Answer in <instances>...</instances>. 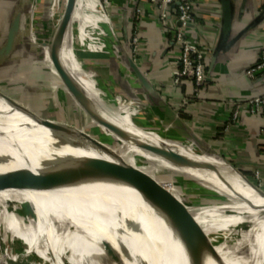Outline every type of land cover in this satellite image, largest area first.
Instances as JSON below:
<instances>
[{"label": "crops", "instance_id": "1", "mask_svg": "<svg viewBox=\"0 0 264 264\" xmlns=\"http://www.w3.org/2000/svg\"><path fill=\"white\" fill-rule=\"evenodd\" d=\"M190 1L195 25L186 31V36L205 52L206 80L201 86L186 78L179 84L173 81L180 50L174 38L177 20L172 8L169 17L161 21L156 6L148 0H74L68 24L57 43L58 60L85 95L94 116L116 127L123 137L90 117L64 87L49 58L48 46L35 41L30 28L35 16L32 7L21 0H0V72L29 66L27 77L45 82L48 92L43 96L53 88L65 94L89 123L110 138L102 135L97 140L110 146L107 149L114 157L130 165L137 157L142 158L147 164L134 167L156 181L168 182L180 176L204 196L224 197L225 201L216 198L219 208L242 199L236 189L246 187L252 198L259 194L247 180L264 192V115L251 114L246 106L252 97L264 95V72L252 77L246 72L264 50V0ZM65 4L63 0L59 17ZM15 20L16 30L12 27ZM9 32L14 34L13 42L11 52L5 54ZM133 36L138 38L135 55L131 54ZM33 48L42 58L34 56ZM45 69L55 76L53 82H47ZM54 95L55 99L57 92ZM236 105L241 110L232 120ZM147 139L161 143L162 146L155 145L160 150L143 143ZM62 148L76 169L84 173L82 177L91 193L88 178L100 182L98 174L82 160L73 142L62 143ZM162 149L184 161L167 157ZM123 185L119 184V189L124 203L128 187ZM172 191L194 220L204 224L209 219L223 218L222 212H208L205 208L192 213L177 188ZM231 191L235 197H228ZM227 210L235 215L233 210ZM203 234L208 237L204 230Z\"/></svg>", "mask_w": 264, "mask_h": 264}, {"label": "rangeland", "instance_id": "2", "mask_svg": "<svg viewBox=\"0 0 264 264\" xmlns=\"http://www.w3.org/2000/svg\"><path fill=\"white\" fill-rule=\"evenodd\" d=\"M21 1L22 3L27 4L29 8L32 7L33 15H35L33 20L31 19L30 28L34 32L36 43L41 44V42H45L48 44L52 38L53 30L56 27V21L60 18L59 16L61 14V5L63 0ZM31 51L35 52L34 56L37 58H42V56H37V48H33ZM31 67L32 66H30V68ZM9 69L12 70V68ZM28 70L29 66H25L21 67L19 70L15 68V70H12L13 72H0V92L13 99V103L15 104L30 106L33 112L36 114H41L47 118L50 116L51 119L84 129V131L88 132L93 138L100 140L99 137L103 135L102 130H99L94 124L89 123L85 114L82 113L72 103V101L65 96V94H63L57 88L56 90L53 88L52 90H49V95L47 94L48 96L44 97V92H48L46 88H44L45 82L37 81L36 77H33V80L32 78H28L26 75ZM44 72L47 75V82H53V77L55 76L50 71L48 72V69H45ZM56 92L57 95L54 99V94ZM7 103V101L0 98V107L5 106ZM13 129L16 132H20L21 130L17 128ZM27 133L29 134L28 137H30L31 140H34V146L45 160L48 169H50V165L45 157L44 148L40 142V139L28 131ZM103 136L105 137L106 135ZM109 139L110 138L108 137L107 140ZM112 144L113 146L115 145L114 143ZM131 163L133 164H131L132 166L138 165L141 167L147 164L146 161L138 157L136 158V161L132 160ZM157 182L167 183V181ZM168 182L172 184V189L170 192L173 193V188H177V190L181 193L183 201L186 202L190 208H192V213H194V209L205 208L208 212L220 211L223 214L222 219H218L216 221L209 219L204 221V224H202L203 222H198L197 218H195L196 222L203 228L204 232L210 238L209 244L211 245L212 250L219 254L220 258L212 259L209 255H206L203 261L197 260L190 263L214 264L215 262L220 261L225 263L226 260L235 255V261L238 263L264 264V242H262L264 241V222L261 221L258 228L256 229L257 232L255 234L256 227L254 225V217L258 214V212L250 214L249 205L250 203H254V200L255 198L257 199V197L252 198V195L247 193V190L245 189L246 187L242 190H235L238 192L240 197H242V199L239 197L241 199L239 200L240 202L238 201L236 203L231 200L232 204L230 203L218 208L217 205H219V201L217 203L216 198L221 201H225L224 197H212L208 194H205L204 196L202 193H199L195 186H190L187 180L181 178L180 176L172 177ZM16 185L17 184L15 183L8 184L6 185V188H1L0 191L12 189L23 190L22 188L19 189V187ZM88 185L91 187V195L94 200H98V198L104 196L100 192L101 183L98 182L97 179H89ZM123 186L128 187L127 194L125 195L127 200L122 203V207L116 212V216H118V218L116 217L114 220L111 219L112 227H122L124 230L139 232L143 235L148 234V236L155 237V239H157L163 245L169 247L170 255L175 254L174 256L180 257V259L189 262L182 243L166 224L164 218L159 213L155 212L143 200V198L140 197L141 195L134 188L128 185ZM252 190L254 191V189ZM231 192L230 194L228 193V197H235V194ZM6 193V195L3 194L2 198H0V217H2V214L5 215L11 213V218L16 221L15 227L21 234L29 237H46L47 241L45 242L44 247L41 248L30 242L23 241L19 237L12 238L11 229L6 225H2L0 222V264H69L67 258L70 253L66 249L67 240L62 236V228L60 223L58 221H51V228L42 226V236L41 232L37 233L39 226L37 222L38 217L36 215L35 206L28 201L26 202L17 199L13 191H8ZM256 195L259 194L256 193ZM4 204L5 206H3ZM105 205L107 204L105 203ZM98 207L99 210H102L101 212L105 216L111 218V214L108 211V206H106L107 208L101 206ZM226 209L233 210L235 215H231L233 212H230L229 210L225 211ZM49 211L51 216L56 212V210L50 209ZM47 213V210H44L43 214L41 215V222L45 223V219H48L46 216ZM3 234L7 237H5L6 239L2 240ZM252 234L254 236H252ZM48 241L50 242L49 244ZM28 247L39 254V257L45 261L41 260L38 255L32 251L28 252ZM237 253L238 257H236ZM160 261V264H179L177 262H171L165 258L160 259Z\"/></svg>", "mask_w": 264, "mask_h": 264}, {"label": "bare ground", "instance_id": "3", "mask_svg": "<svg viewBox=\"0 0 264 264\" xmlns=\"http://www.w3.org/2000/svg\"><path fill=\"white\" fill-rule=\"evenodd\" d=\"M28 112L33 111L19 104L16 106L7 103L5 106L0 107V186L6 184V179L12 178L18 183L20 188L22 187L23 189L0 191V198H2L3 194L6 195V192L13 191L17 199L26 202L28 201L34 205L39 226L37 233L41 232L42 236V226L51 228L50 222L58 221L62 228V236L67 240L66 249L70 253L67 258L69 264H113V249H116V241L119 238L126 243L128 250L127 257L123 259V264H160V259L163 258L179 264H193L180 259V257L174 256L175 254L170 255L169 247L163 245L155 239V237L148 236V234L143 235L139 232L122 229L127 237H119L121 229L118 227H112L111 219L114 220L117 217L116 212L122 207V199L115 200L113 196H110L107 191L108 187L100 180L101 191L104 196L98 198V200H94L85 181H78L71 175L74 173L72 172L73 169L76 170V167L62 148V143L66 144L71 141H52L48 144H43L44 140L50 139L49 131L37 125V123H34L28 117ZM99 113L108 122L120 127L104 114L101 112ZM13 128L21 130L20 132H16ZM27 131L37 136L40 139V142H42L41 144L44 148V154L50 165V169H48L45 160L34 146V140H31V138L28 137L29 134ZM131 141L134 143L136 142L135 144L137 145H140L139 143H141L134 138H131ZM145 142L153 144L154 147H156L155 145L161 144L148 139L143 141V143ZM15 143L21 144L23 147L22 151L19 152L15 149V147H17ZM158 147H156V149ZM160 148L161 147H159V150ZM77 151L81 158L85 155L107 158L102 150L96 151L89 148L82 150L77 148ZM162 151L164 150L162 149ZM184 156L188 157L187 155ZM193 158H190V160L198 162V160ZM159 183L169 191L172 189V184L170 182ZM6 187L7 186H5V188ZM119 188L118 185V188L116 189L121 195ZM255 197H257V199L255 198L254 203H250L249 211L250 214L258 212L254 217L256 234V229L259 224L262 220L264 222V198L260 195H255ZM96 201L105 202L107 204L106 206H108L111 218L105 216L101 210H99ZM3 206H5V204ZM49 209L56 210L54 215H50ZM44 210H47L48 212L46 215L48 219H45V223L41 222V215ZM9 214H2L0 222L2 225H6L11 229L12 238L19 237L23 241L30 242L37 247H44V244L47 241L46 237H29L21 234L15 227L16 221L11 218L12 214ZM252 236L254 235L252 234ZM5 237L7 236L3 234L2 240L6 239ZM49 243L50 242L48 241V244ZM28 249V252L32 251L39 257V254L34 250L29 247ZM237 255L238 253L236 254V257H238ZM39 258L43 260L41 257ZM214 264L244 263L236 262L234 255L226 260L225 263L220 261L215 262Z\"/></svg>", "mask_w": 264, "mask_h": 264}, {"label": "water", "instance_id": "4", "mask_svg": "<svg viewBox=\"0 0 264 264\" xmlns=\"http://www.w3.org/2000/svg\"><path fill=\"white\" fill-rule=\"evenodd\" d=\"M74 0H66L65 8L60 17L59 22L54 28L52 38L50 42L43 43L44 46H48V54L51 63L64 87L68 90L74 100L79 104L80 107L92 118H94L99 124H102L114 133L124 136L120 130L114 126H110L107 123L101 121L89 109L87 99L83 92L78 88L75 82L70 78L67 72L61 66L58 55H57V43L62 35L65 27L68 24L71 11L73 9ZM224 17L226 22L228 21V7L226 6ZM18 26L17 20L13 22V28L16 30ZM13 32L8 33V40L5 44V54L11 52V45L13 42ZM131 65L135 67L132 59H130ZM0 98L4 99L10 104L13 100L6 94L0 92ZM28 117L37 125L47 129L50 134V139L44 140L43 144H48L54 141H71L79 149H94L96 151H104L111 158L107 159L100 156H83V160L90 165L99 175L101 182L108 187V194L113 196L115 200L121 199V195L117 191L119 184L129 185L134 188L143 198V200L157 213H159L165 220L169 228L175 233L180 242L182 243L184 250L186 252V257L189 262L203 261L206 255H209L212 259H219L220 256L214 250H212L209 244V237L203 234V230L198 225V223L193 219L190 211L185 207V205L176 200L172 193L164 187L162 184L157 182L153 177L141 170L135 168L134 166L119 160L114 157L111 152L107 149L110 146L104 145L97 139L93 138L88 132L81 128L71 126L69 124L63 123L58 120L47 118L41 114H36L35 112H28ZM42 143V142H41ZM17 151H22L23 147L20 143H15ZM167 157L174 159L177 162H183V158L179 155L167 154L162 151ZM78 167V166H77ZM74 173L71 175L75 177L78 181H86L82 176L84 173L78 168L73 169ZM78 176V178H77ZM90 177L88 178V180ZM249 185L253 187L259 194L264 198V192L257 188L252 182L248 181ZM15 183L20 188L18 183L12 179H6V184L1 185V188H5L6 185ZM62 184V183H61ZM22 188V187H21ZM118 218V216H117ZM119 237H127L125 232L122 231L120 227ZM119 238L116 241V249H113V264H123V259L127 257V245L124 241Z\"/></svg>", "mask_w": 264, "mask_h": 264}, {"label": "built area", "instance_id": "5", "mask_svg": "<svg viewBox=\"0 0 264 264\" xmlns=\"http://www.w3.org/2000/svg\"><path fill=\"white\" fill-rule=\"evenodd\" d=\"M152 2L159 13L161 21H165L169 17L172 8L176 14L177 25L174 27V38L179 45V67L175 71L173 81L179 84L182 79H191L196 86H201L206 80V64L205 52L198 44L191 42L186 31L193 28L195 19L192 11V3L190 0H148ZM131 54L135 55L138 46V38H131ZM247 75L252 77L258 72H264V50L260 52L259 59L255 64L247 69ZM247 109L251 114L264 115V95H257L250 99L247 103ZM241 107L236 105L232 114V120L238 116ZM258 178V172H255Z\"/></svg>", "mask_w": 264, "mask_h": 264}, {"label": "trees", "instance_id": "6", "mask_svg": "<svg viewBox=\"0 0 264 264\" xmlns=\"http://www.w3.org/2000/svg\"><path fill=\"white\" fill-rule=\"evenodd\" d=\"M97 205L98 206H106L104 202H100V201H96ZM109 211V210H108ZM110 212V211H109Z\"/></svg>", "mask_w": 264, "mask_h": 264}]
</instances>
